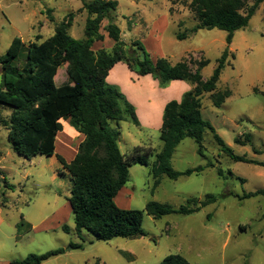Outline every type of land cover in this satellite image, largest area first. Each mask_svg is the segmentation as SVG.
I'll return each instance as SVG.
<instances>
[{
    "label": "rangeland",
    "instance_id": "374dc122",
    "mask_svg": "<svg viewBox=\"0 0 264 264\" xmlns=\"http://www.w3.org/2000/svg\"><path fill=\"white\" fill-rule=\"evenodd\" d=\"M84 1L92 0H0V57L6 54L15 37H21L27 45L37 35L46 40L63 21L72 22L69 34L83 40L87 19L82 10ZM117 1L119 6L112 16L128 48L139 41L153 61L163 57L172 64L183 58L195 62L209 60L202 76L204 80L211 77L217 60L227 48L225 31L200 30L178 40V33L188 34L197 25L187 1ZM255 1L250 0L249 6ZM50 16L55 22L49 20ZM107 24V20L102 24L104 34ZM110 44H113L111 39ZM108 45L98 44L95 50L108 49ZM229 50L218 89H230L232 95L221 107H215L210 94H205L202 117L235 154L264 162V2L249 26L235 32ZM25 53L26 50L23 56ZM67 70V65L59 69L58 86L69 85ZM138 86L126 84L125 89L123 85L117 88L134 106L141 125L129 120L112 125L120 129L119 147L124 155H132L139 146L143 154L150 150L153 157L149 167L135 164L130 168V181L118 194L117 206L144 211L149 202L155 201L179 209L184 205L192 207L187 203L189 199L201 201L209 194L215 195L217 202L192 215L172 214L159 220L144 213L143 228L148 236L138 239L103 242L87 231L78 235L69 203L72 188L69 174L56 156L39 155L31 159L19 156L8 141V129L0 123V264L58 249L64 253L42 264H160L171 254H180L192 264H264V197L240 201L234 196L264 189V168L231 159L207 131L204 156L198 152L199 145L187 138L176 148L171 164L177 171L214 167L177 180L162 176L161 184L154 189L151 166L163 146L162 127H149L144 117L149 110L148 98L169 99L172 94H156L151 92V87ZM10 113L0 106V117L9 118ZM61 124L56 155L71 161L80 134L69 120H61ZM246 135L250 136V142H246ZM236 139L244 145L237 144ZM22 219L30 223L31 230L21 228L17 235L15 226ZM63 225L71 229L69 234L62 230ZM76 245L83 248H73Z\"/></svg>",
    "mask_w": 264,
    "mask_h": 264
},
{
    "label": "trees",
    "instance_id": "16d2710c",
    "mask_svg": "<svg viewBox=\"0 0 264 264\" xmlns=\"http://www.w3.org/2000/svg\"><path fill=\"white\" fill-rule=\"evenodd\" d=\"M168 1L174 3L175 0ZM185 1L189 3L197 25L188 34L178 33V40H185L200 30L219 29L227 33V48L207 80H204L202 71L209 65V60L195 62L183 58L175 65L167 58L153 61L139 41L133 42L129 51L130 47L122 40V30L112 16L119 6L117 0L83 2L82 10L87 14L83 40L74 39L69 34L72 22L63 21L57 24L55 33L46 40L37 35L27 45L21 37H15L6 54L0 57V106L11 112L9 118L0 117V123L8 129V141L19 156L26 159L39 155L56 156L69 174L72 181L69 203L78 235L87 231L103 242L116 238L138 239L148 236L143 228L144 213L156 220L172 214L192 215L218 200L215 195L209 194L201 201L189 199L187 203L192 207L184 205L179 209L155 201L149 202L144 211L117 206L118 194L130 181V168L135 164L149 167V160L153 157L150 150L143 154L139 146L130 156L120 150L121 132L112 123L129 120L139 126V120L134 106L124 94L107 82L110 71L119 62L126 63L139 76L151 75L162 87L176 80L190 82L193 86L181 101L173 100L165 107L161 132L163 146L151 166L154 189L161 184L162 176L177 180L214 167L206 165L177 171L171 164L176 148L187 138L199 145L198 152L204 156L202 150L207 131L213 134L218 146L231 159L264 168V162L235 154L211 123L203 119L201 111L205 94H210L215 107H221L232 95L230 89H218L222 71L230 57L229 47L235 32L249 26L264 0H257L252 6H249L250 0ZM69 16L72 18L73 14ZM49 19L55 22L53 16ZM105 20L108 24L104 31L115 45L111 51L101 49L96 52L94 43L105 39L101 33ZM231 57L234 58V55ZM64 65L68 66L70 83L58 86L56 76ZM61 120H70L72 127L85 136L75 158L69 163L56 155V138L62 131ZM246 142H250L249 135H246ZM236 143L244 145L240 139H236ZM219 174L222 175V172ZM234 196L240 201L264 197V189ZM22 226L23 222L18 224V232ZM28 226L30 231L31 225ZM62 230L67 234L71 232L67 225H63ZM73 248L82 249L83 246ZM63 253V249H58L44 254H29L9 264H42ZM160 264L192 263L180 254H171Z\"/></svg>",
    "mask_w": 264,
    "mask_h": 264
},
{
    "label": "crops",
    "instance_id": "0c3cea01",
    "mask_svg": "<svg viewBox=\"0 0 264 264\" xmlns=\"http://www.w3.org/2000/svg\"><path fill=\"white\" fill-rule=\"evenodd\" d=\"M102 34L104 35V38H105L104 41H102V42H96L93 45V49L96 52L99 51V50H101V49H106L105 47H101V48L99 47L98 50H95V46L96 45L101 44V43H106L108 45V41L110 40V38L108 37V34L107 33L106 34L102 33ZM122 40H123V38H122ZM131 41H133V40H131ZM114 45H115V42L113 41V44H110V46L108 45L109 48L106 49V50L111 51L113 49ZM176 63H178V62H176ZM175 64H172V65H175ZM0 75L2 76V67H1V65H0ZM120 75H122L123 78H121ZM125 77H127V81L125 80ZM107 81L109 82V84L114 85L116 87H117V85L119 87H120V85L121 86L123 85V89H125V85L126 84H130V85L132 84L134 86H138L139 84H143L145 87H148V88L151 87V92L152 93H156V94L157 93H164V94L169 93V94H172L171 95V98H169V99H163L162 97L161 98L160 97H156V98H153L154 100H150L148 98V101L149 102H147V104H149V110H148L146 116L144 117V121L145 122L144 121L143 122L144 123H147V125L149 127H152V126H161L162 127V125H163V119H164L163 114L165 112L166 105L169 102L173 101V100L181 101L183 95L186 92H188L189 90H191L193 88V86H192V84L190 82L182 81V80H176V81H172L170 84H168L167 86H165V87H163V88L160 89L158 82L155 81L152 78V76L147 75V76H144V77H138V76H136L134 74L133 71H131L129 69L128 65L126 63H124V62H119V63H117L114 66V68H112V70L110 71L109 76L107 78ZM142 81H143V83H141ZM144 83L147 84L148 86H146ZM140 120H141V118H140ZM140 120H139V123L141 125ZM69 122H70V120H69ZM79 134L80 135L77 137L78 141L75 144L76 147H74V149H73V157L74 158H75V156H76V154L78 152L79 145L85 140V136L83 134H81V133H79ZM71 161H67V162L69 163ZM206 169H208V168H206ZM254 198H256V197H254ZM22 222H23L22 228L23 229L25 228V230H28V225H30V223L24 221V219H22L20 223H22ZM18 224L19 223H17L16 226H15V229L17 230L16 231L17 235H19V233H20V232H18V229H17Z\"/></svg>",
    "mask_w": 264,
    "mask_h": 264
}]
</instances>
